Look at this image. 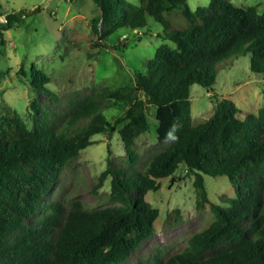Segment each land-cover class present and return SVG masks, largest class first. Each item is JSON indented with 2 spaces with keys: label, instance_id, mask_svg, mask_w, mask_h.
<instances>
[{
  "label": "trees",
  "instance_id": "trees-1",
  "mask_svg": "<svg viewBox=\"0 0 264 264\" xmlns=\"http://www.w3.org/2000/svg\"><path fill=\"white\" fill-rule=\"evenodd\" d=\"M94 1L101 14L93 19V31L101 40L128 49L129 41L119 43L121 31L143 30L138 40L152 37V28L145 31L151 18L162 26L158 35L165 42L134 68L126 84L75 97L60 113L52 111L51 104L61 99L47 87L51 77L32 65L33 89L45 93L50 104L32 101V124L14 110L0 114V264L130 261L155 235L161 215L147 194L159 191L163 179L176 182L181 166L194 179L199 206L210 204L216 218L183 251L167 260L156 255L154 264H264V107L245 112L232 99L214 95L215 113L195 124L191 102L192 87L211 89L232 56H249L252 72L264 74V12L232 0H211L196 10L189 0H141L138 7L125 0ZM31 14L0 6L6 19L0 20V45L7 43L6 32ZM19 74L27 76L24 64ZM111 110L120 114L114 126L127 158L118 164L109 156L95 189L110 181L112 205L47 203L70 162L109 130ZM150 133L167 144L140 168L136 145ZM205 175L229 178L236 195L228 205L210 200ZM180 214L177 209L170 217Z\"/></svg>",
  "mask_w": 264,
  "mask_h": 264
},
{
  "label": "rangeland",
  "instance_id": "rangeland-1",
  "mask_svg": "<svg viewBox=\"0 0 264 264\" xmlns=\"http://www.w3.org/2000/svg\"><path fill=\"white\" fill-rule=\"evenodd\" d=\"M125 1L135 7L142 3L141 0ZM210 1L189 0V5L196 10L199 6H207ZM232 2L244 7L257 5L259 11L264 12V0ZM0 6L8 12L24 9L32 13L20 26L8 30L5 34L6 45H0V114L17 111L29 124H32L31 103L34 99H39L44 107L50 104L45 93L38 95L33 89V64L51 77L52 82L47 87L61 99L57 105L51 104L52 111L60 113L75 97L88 95L99 87L126 84L132 78L134 68L140 66L143 59L154 57L158 47L165 42L158 35L162 26L151 18L145 31L152 28L155 33L152 37L145 35L143 40H138L137 32L142 33L143 30L121 31L124 36H121L119 43L129 41L128 49L116 48L113 39L101 40L93 31V19L101 14L94 0H0ZM175 14L183 23V17L177 12L172 13V17H176ZM180 28H183L182 25ZM23 64L27 76L19 74ZM214 95L232 99L245 112L258 113L264 107V74L252 72L249 56H232L228 64L219 70L217 83L211 89L199 85L192 87L195 124L204 122L215 113ZM112 112L115 117L109 130L94 136L96 143L70 162L47 196V203L63 200L70 206L72 202L82 200L91 209L112 205L109 200L110 181L103 188L95 189L99 176L107 167L109 156L118 164L124 163L127 158L119 126H114L120 114L111 110L108 115H114ZM241 118L244 119L245 115L242 114ZM166 144L157 141L152 133L142 137L136 145V149L142 153L139 167H146L151 157ZM205 177L210 200L219 205H228L236 195L229 178ZM198 197L194 179L188 177L185 166L178 169L176 182L170 178L163 179L159 191L147 194V200L161 211L155 224L156 233L144 242L130 261L123 264H154L156 255L167 260L183 251L190 238L216 218L210 204L203 208L199 206ZM177 209L181 213L178 218L174 219L177 215L170 217ZM46 212L44 210L35 217L39 218ZM35 217L31 220L34 221Z\"/></svg>",
  "mask_w": 264,
  "mask_h": 264
},
{
  "label": "built area",
  "instance_id": "built-area-1",
  "mask_svg": "<svg viewBox=\"0 0 264 264\" xmlns=\"http://www.w3.org/2000/svg\"><path fill=\"white\" fill-rule=\"evenodd\" d=\"M0 20H1V21H5L6 19H5L4 16H2V17H0Z\"/></svg>",
  "mask_w": 264,
  "mask_h": 264
}]
</instances>
